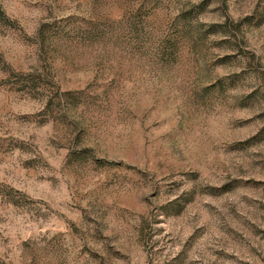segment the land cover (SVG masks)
Segmentation results:
<instances>
[{"label": "rangeland", "instance_id": "1", "mask_svg": "<svg viewBox=\"0 0 264 264\" xmlns=\"http://www.w3.org/2000/svg\"><path fill=\"white\" fill-rule=\"evenodd\" d=\"M0 264H264V0H0Z\"/></svg>", "mask_w": 264, "mask_h": 264}]
</instances>
